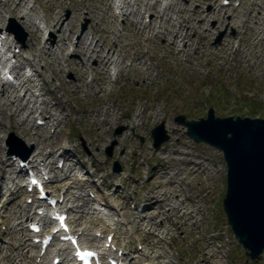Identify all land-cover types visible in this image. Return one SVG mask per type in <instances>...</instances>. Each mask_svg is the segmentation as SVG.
<instances>
[{
	"label": "rangeland",
	"instance_id": "374dc122",
	"mask_svg": "<svg viewBox=\"0 0 264 264\" xmlns=\"http://www.w3.org/2000/svg\"><path fill=\"white\" fill-rule=\"evenodd\" d=\"M81 1L90 5L96 3L105 9L99 0ZM169 1L173 5L167 11L168 17L177 16L178 7H182L184 11L182 17L187 22L190 21L191 29L197 33L202 30L205 31L206 36L204 38H198V34L195 36L191 33V41L188 42L186 48L189 51L179 58H175L166 47L161 46L164 40H155L152 45L146 47L152 59L149 71L146 70V67L140 69L124 68L122 79L115 83L112 81L114 78H110L103 85L105 93L99 96L92 89L85 88L84 92L77 90L79 96L73 100L75 96L72 90L69 93L60 90L59 94L63 97L72 98L73 110L85 111L91 107L96 109L107 102L110 105H120L119 114L123 111L134 114L137 109L149 106L155 109L160 108L171 123L175 127L178 126V131L172 134L164 120L144 124L136 120L133 127L116 123L111 125L106 133L98 135L91 123L87 124L83 121L85 120L84 115L79 116L82 122L79 123L77 119H74L76 115L72 114L73 119L64 126V131L57 134L54 140L60 144V140H64L67 134L70 138L76 139L74 143H76L78 153L84 159L85 165L90 167L88 171L95 179L94 182L85 183V199L89 201V204L79 201V203H83L82 219L79 218L76 221V218L73 217L72 224L75 230L86 226L93 232L98 228L96 219L92 216L93 201L91 200V195L94 196L97 192H93L92 188L95 187V184L99 188H103L106 180H110L112 182L109 189L103 190H105L106 195L111 196V200L119 206V210L123 208L124 216H128L129 223L127 227L123 224L113 226L118 232L115 235L117 243L129 252H132L137 244L142 245L143 248L140 252L148 255L145 256L147 262H150L155 252L162 251L165 256L161 264H166L170 260L173 262H169V264H204L201 260L206 256L204 245L211 239L217 249L220 250L218 254L215 249L212 250L215 255L212 264H264V253L258 262H252L247 258L245 250L234 237L227 223L222 207V200L226 192V164L222 153L208 144L192 140L186 133L187 127L177 119L178 115H184L188 120L205 118L210 108L214 109L217 117L232 115L234 117L250 116L251 118L264 119V40L262 42L256 40L259 34H264V0H257L256 2H254L255 0H229L233 5L225 6L224 4L225 9L222 11H219V6L223 4L222 0ZM239 1L241 2L240 6L235 4ZM214 8L217 10L214 11ZM37 10L41 13L40 7ZM61 13L63 21L72 20L73 23H76L78 26L77 36L80 32L88 30L90 18L86 10L82 11L78 19L73 16L72 10L68 7L62 8ZM150 15L152 18L153 14ZM201 19L205 20V24L200 22ZM0 20V26L3 29L12 24L17 32V34L15 33L16 36H10V39L14 38L15 44L23 49L21 58L29 56L30 52L27 49L29 46H34L35 37L30 36L28 29L10 13L7 16L0 14ZM107 24L110 25L108 22ZM117 26L125 38L136 42V49L141 48L138 46L139 38L132 37L131 39L129 37L133 32L130 26L124 25L121 19L117 20ZM221 33L225 34L223 40L216 45L215 40ZM57 34L58 32H46L42 35V39L48 37L54 39ZM228 39L233 40L234 46H225ZM194 45H200L205 50L203 57L194 58ZM18 47L15 50H18ZM185 58L194 61V67L190 64H184ZM143 71L145 74L150 73L151 78L143 81L139 77V73ZM45 75L46 78H54L50 71H47ZM64 77L74 79V73L65 72ZM136 78L139 79V82H135ZM57 83L58 81L54 80L52 85H57ZM4 122L6 124L3 131L6 135L4 143L6 148L1 151V156H10V148L6 142L11 132L21 140V143L15 148L18 152L34 154V145L28 142L18 129H9L6 117H4ZM160 123L164 124L169 139L162 143L159 148H155L152 145L151 130ZM121 128L123 129L119 132ZM53 132L51 130L52 134ZM124 132H127V135L121 137ZM84 136L94 137L101 143L95 147H90ZM70 144L73 143H68L69 146ZM109 151H111L110 157L107 156ZM182 151L199 161L198 168L200 171L188 173V166L164 162L161 158L167 154L179 156ZM91 155H94L97 160L95 165L90 159ZM71 160L79 167L77 157L74 154H71ZM160 162L165 163L164 166H160ZM14 163L17 165L15 159ZM114 163L120 166V172H113ZM57 165L60 167L62 163L57 162ZM177 171L181 172L180 176L175 177L172 184L167 183L168 173H176ZM81 175L82 173H79V176ZM111 176L116 177L111 179ZM13 177L16 183L23 182L15 176ZM26 181L24 182L26 183ZM181 183H183L182 187ZM184 183L188 186V189L185 188V193L191 199L185 201L184 205L186 209H193L194 206L199 209L200 214L197 216V222L194 225L187 222L181 226L179 219L172 216L168 220H177L179 223L173 225L166 219L162 222L165 228H170L166 242L162 244L160 241L148 237V231L140 229L144 226H154L156 222L149 218V220L144 223L142 221L138 225L134 222L135 219L132 218L134 216L132 214L141 210L140 207L143 204L141 202H148L150 194L154 195L155 191L159 189L163 190L169 197L168 204H176L177 199L171 193L178 191L177 193L183 196ZM53 185L54 182L49 184L51 188H54ZM64 185L62 184L60 189H56L58 191L53 195L57 197L59 190L64 189ZM157 186L160 188L157 189ZM116 189L118 191L114 193ZM74 190H78V193L82 192L78 187H74ZM22 199L23 203L33 207L32 213L36 211V207L30 202L32 199L27 196L26 188H24ZM127 202H130V206L126 204ZM151 207L149 213L152 216L157 209L151 210ZM12 211L7 204L4 207L0 204V264H26L20 259L16 250H10L11 247L19 246L21 239L25 240L24 238H26L25 234L14 230L13 227L21 220L25 232L30 235L28 224L35 218L36 214L30 217H18L17 213L15 211L12 213ZM157 223H160L159 220ZM84 239L86 240V237ZM23 250L24 247L20 246V251ZM165 250L169 251L170 257L166 255ZM35 251L37 252L38 249ZM49 260L50 258L45 264H49ZM133 260L135 259L133 258ZM38 261L39 258L36 262ZM141 262L146 263L140 259L137 264H141Z\"/></svg>",
	"mask_w": 264,
	"mask_h": 264
},
{
	"label": "bare ground",
	"instance_id": "6f19581e",
	"mask_svg": "<svg viewBox=\"0 0 264 264\" xmlns=\"http://www.w3.org/2000/svg\"><path fill=\"white\" fill-rule=\"evenodd\" d=\"M196 1L204 2L206 0ZM99 2L105 9L96 3L95 5H90L83 3L81 0H0V14L7 16L10 13L11 16L20 19L21 24L30 32V36L35 37L34 46H29L27 49L30 52L29 56L22 59V53L17 54L13 50V56L19 57L21 60V63L15 66L16 82H9L3 77L6 74L5 70L7 66L2 67L0 71V133L6 127L4 122V117H6L9 129H18L20 134L34 145L35 154L27 160L33 162V165L39 171L42 168L46 170L51 177V181L55 182L54 186L56 188H60L62 184H66V188L61 195L64 198V204L69 203L67 210L71 215H75L76 220L78 218L82 219V205L84 202L89 204V201L85 199V193L74 195L73 184L77 185L78 182L83 184L85 180H89V177L85 174L77 177L76 172L78 169L70 159L71 153H78L76 143H74L76 139L70 138L67 134L66 139L60 140V144L54 140L57 134L64 131V126L73 119L71 117L72 114L76 115L74 119H77L79 123H82L79 116L84 115L85 120L83 121L87 124L91 123L98 135L106 133L108 128L116 123L127 124L129 127H133L136 120L142 124L156 123L164 120L172 134L178 131V126L175 127L160 108L155 109L149 106L137 109L134 114H130L127 111L119 114L121 106L117 104L110 105L107 102L101 104L96 109L91 107L85 109V111L73 110L71 105L72 98L63 97L59 94L60 90L66 93L72 90L75 96L73 100H76L79 96L77 90L84 92L85 88L92 89L98 96L102 95L105 93L103 85L110 78H114L112 81L118 83L122 79L124 68L140 69L146 67V70H150L151 67L149 65L152 63V59L146 47L152 45L155 40H164L161 46L166 47L175 58H179L189 51L186 48L188 47V42L191 41V33L195 36L198 34V38L206 36L204 30L197 33L191 29L190 21L187 22L182 17V13L184 12L182 7H178L177 16L168 17L167 11L173 5L169 0H99ZM36 5L41 8V13L37 11ZM64 7L70 8L73 16L77 19L80 18L82 11L86 10L90 18L88 30L81 32L75 38L78 33V26L72 20L63 21L61 12ZM108 9L112 11V14L107 12ZM223 9H225L223 5L219 7V11ZM148 13H152L153 17L147 21L146 17ZM118 18H122L126 26L132 28L133 32L129 37L131 39L132 37L139 38L138 46L141 48L136 49V42L130 41L129 38H125L120 33L121 30L116 22ZM204 21V19H201L200 22L205 24ZM46 32H58V34L54 39L51 37L42 39V35ZM2 34L5 33L0 28V36ZM256 40L257 42H262L264 34H259ZM13 45L9 41V38H7L6 47L8 49L16 47V45ZM230 45L234 46L232 39H228L225 42V46L230 47ZM225 46H223V49H225ZM193 48L195 59L204 56L205 50L200 45H194ZM1 60L2 55L0 54ZM9 60H11V56ZM183 62L186 65L190 64L194 67V61H189L185 58ZM24 66L30 68L31 72L29 74L22 72ZM47 71H50L54 75V78H46L45 74ZM65 72L74 73V79H66L64 77ZM139 77L143 81H146L151 78V74H145V71H143L139 73ZM54 80L58 81L57 85H52ZM135 82H139V79L136 78ZM35 117H37L36 120L40 119L43 123L41 125L35 124ZM51 130L54 131L53 134ZM125 135H127V132H124L121 137ZM5 136V132L0 134V204L3 207L8 204L13 210L12 213L15 211L18 217H30L34 212H31L30 205L23 203V183H16L13 178V174L17 170L14 166V161L11 157L1 156V151L5 148ZM84 137L87 139L86 141H88L87 143L90 147H95L101 143L100 140L94 137ZM68 143H73L71 148H68ZM58 149H60L59 152H57ZM57 153L59 154V158L57 157ZM161 158L164 162L188 166V173L200 171L198 168L199 161L189 157L185 151H182L179 156L167 154L161 156ZM16 159L19 164L21 158L18 157ZM90 159L95 165L97 162L95 156L91 155ZM79 160L83 163L81 156ZM57 161L63 162L61 168L57 167ZM164 164L163 162L159 163L160 166H164ZM17 172V178L22 179L24 176L22 170L19 169ZM43 173L41 172L42 176L45 175ZM180 173V171L168 173L167 183L172 184L174 178L180 176ZM115 177L111 176L110 178L114 179ZM111 182L110 180H106L104 188H109ZM182 186L183 183H181ZM80 187L85 189L84 185H80ZM159 188L160 186H157V189ZM185 188L188 189L186 183H184L183 196L177 193L178 191L171 193L177 199L176 204H168L169 197L160 189L155 191L154 195L150 197L151 201L143 202V205L146 206L148 204L153 205L154 208L151 210L157 209L158 211L151 218L156 221L155 225L151 227L144 226L140 230H147L148 237L150 238L165 241L163 233L170 234V228H165L162 225L165 219L168 220V218L176 216L181 226L187 222L194 225L200 213L196 206L193 209H186L184 203L191 199L185 193ZM117 191L118 189L114 190V193ZM79 201L83 203H79ZM114 211L117 212L116 208L108 201L106 203L103 200L96 201V207L92 212V216L98 221L99 228L93 233L88 232L89 229L87 227L81 229L82 236H89L87 240H93L98 245L101 253L107 251L104 246L106 244V236L113 231L110 226L117 223L108 225L103 219L110 218L108 213ZM147 211L148 209L142 211L144 218H148ZM117 214L118 218H115V220H121V213L117 212ZM132 215H136V213ZM40 220L46 223L50 222L46 215L40 216ZM157 220L160 223H157ZM178 221L172 220L169 222L174 225L175 223H179ZM21 222H18L13 229L15 228L14 230L24 233L25 229ZM98 233L104 234L105 238L103 240L99 239L97 237ZM158 236L160 239H158ZM25 243L26 241H23L22 244ZM81 243H83V240ZM27 245H29V248L26 253L20 252L19 247L14 248L21 259H29V262L33 264L32 261L35 255L31 254V250L36 248V245L33 243H27ZM85 246L90 245L85 244ZM213 249H215L217 254L220 251L213 241L209 239L204 245L206 256L201 259L204 264H212V261L215 259V255L212 252ZM50 252L53 254L50 263H52L55 257H60L59 252L66 253V256L62 257V264L71 261V258L68 257L69 251L66 246H60L57 243L50 247ZM164 256L165 254L162 251L155 252L152 255V259L161 264V259ZM122 258L126 261L125 256ZM46 259V256H42L38 264H43ZM34 264L37 263L34 261ZM166 264H169V262Z\"/></svg>",
	"mask_w": 264,
	"mask_h": 264
},
{
	"label": "water",
	"instance_id": "95a60500",
	"mask_svg": "<svg viewBox=\"0 0 264 264\" xmlns=\"http://www.w3.org/2000/svg\"><path fill=\"white\" fill-rule=\"evenodd\" d=\"M223 35L219 34L215 44ZM178 120L188 126V135L197 142L204 141L223 152L228 167L225 211L248 255L257 258L264 250V119L220 118L210 109L207 119ZM152 134L156 148L169 138L163 124Z\"/></svg>",
	"mask_w": 264,
	"mask_h": 264
}]
</instances>
